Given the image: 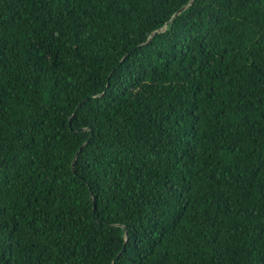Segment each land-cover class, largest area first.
I'll return each mask as SVG.
<instances>
[{
  "label": "trees",
  "instance_id": "16d2710c",
  "mask_svg": "<svg viewBox=\"0 0 264 264\" xmlns=\"http://www.w3.org/2000/svg\"><path fill=\"white\" fill-rule=\"evenodd\" d=\"M189 1L0 0V264H264V0Z\"/></svg>",
  "mask_w": 264,
  "mask_h": 264
},
{
  "label": "water",
  "instance_id": "95a60500",
  "mask_svg": "<svg viewBox=\"0 0 264 264\" xmlns=\"http://www.w3.org/2000/svg\"><path fill=\"white\" fill-rule=\"evenodd\" d=\"M190 2H191V0H190L188 3H190ZM188 3H187V4H188ZM187 4L183 5V6H182L177 12H175V13H174V16L177 15L179 11L183 10V9L187 6ZM161 29H162V28H160V29H158V30H161ZM156 31H157V30H156ZM156 31H155V32H156ZM69 122H70V121H69ZM75 158H76V154L74 155V158H73L72 163H71V167H72V168H73V165H74ZM125 234H126V232H125Z\"/></svg>",
  "mask_w": 264,
  "mask_h": 264
}]
</instances>
